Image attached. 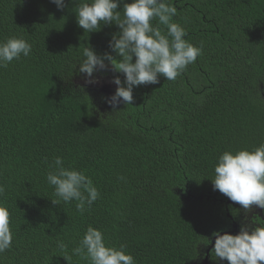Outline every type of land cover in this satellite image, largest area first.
<instances>
[{
  "label": "trees",
  "instance_id": "obj_1",
  "mask_svg": "<svg viewBox=\"0 0 264 264\" xmlns=\"http://www.w3.org/2000/svg\"><path fill=\"white\" fill-rule=\"evenodd\" d=\"M81 2L0 0V41L32 46L0 68V199L13 232L0 264H89L74 253L89 226L136 264H229L212 254L213 233L264 224V209L228 204L211 180L223 152L264 144V0H167L202 54L174 81L135 87L117 112L107 91L82 83L79 64L86 47L115 56L120 29L85 32ZM58 156L100 192L83 214L76 201L52 202L46 175Z\"/></svg>",
  "mask_w": 264,
  "mask_h": 264
},
{
  "label": "clouds",
  "instance_id": "obj_2",
  "mask_svg": "<svg viewBox=\"0 0 264 264\" xmlns=\"http://www.w3.org/2000/svg\"><path fill=\"white\" fill-rule=\"evenodd\" d=\"M58 10L65 9L66 0H51ZM123 3V10L118 8ZM78 26L87 33L99 31L101 25L115 23L120 31L109 41L111 53L98 54L92 47L83 51L84 59L79 64V73L86 75V84L98 83L94 74L107 71L114 76L112 83L117 86L110 97H105L115 111L121 103L132 104L135 87L158 84L159 77L174 81L189 64L202 54L203 47L189 42L186 29L173 22L177 9L167 0H82L76 9ZM123 13V16H121ZM158 21L156 25L153 21ZM164 26V29L160 27ZM32 46L22 37H10L0 41V68L7 67L13 60L28 57ZM119 57V58H117ZM107 62V63H106ZM54 170L46 179L54 187L53 204L76 201V209L83 214L100 198V192L85 171L65 167L62 157H55ZM123 179V177H121ZM213 189L238 203L245 211L254 207L264 209V144L252 150L225 151L214 167L211 179ZM5 188L0 185V197ZM215 237L212 254L217 260L229 264H264V224L255 227L242 226L239 234L220 231ZM13 243L11 213L8 205L0 199V253L10 249ZM58 247L65 249L60 241ZM89 264H136L134 256L127 252V245L111 246L102 230L89 226L74 250ZM67 259V258H66Z\"/></svg>",
  "mask_w": 264,
  "mask_h": 264
},
{
  "label": "rangeland",
  "instance_id": "obj_3",
  "mask_svg": "<svg viewBox=\"0 0 264 264\" xmlns=\"http://www.w3.org/2000/svg\"><path fill=\"white\" fill-rule=\"evenodd\" d=\"M111 70L110 67L107 71H100L94 74V79L98 80V83H93V84H86V75L82 78V83L91 88L92 90H97L98 87L100 89H103L109 93V95H112V92L110 86H114V84L111 82L113 77L111 73H108V71Z\"/></svg>",
  "mask_w": 264,
  "mask_h": 264
},
{
  "label": "water",
  "instance_id": "obj_4",
  "mask_svg": "<svg viewBox=\"0 0 264 264\" xmlns=\"http://www.w3.org/2000/svg\"><path fill=\"white\" fill-rule=\"evenodd\" d=\"M228 204H237L236 202L231 201L230 199L228 200ZM215 243V238L212 240V245L211 248L214 246ZM210 248V249H211ZM210 249L208 250V252L210 251ZM205 264H207V259L205 260Z\"/></svg>",
  "mask_w": 264,
  "mask_h": 264
}]
</instances>
